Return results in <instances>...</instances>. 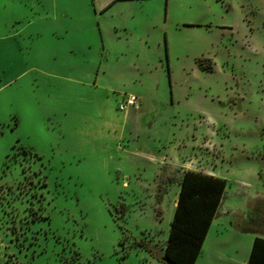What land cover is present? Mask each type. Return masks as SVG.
<instances>
[{"label": "rangeland", "instance_id": "1", "mask_svg": "<svg viewBox=\"0 0 264 264\" xmlns=\"http://www.w3.org/2000/svg\"><path fill=\"white\" fill-rule=\"evenodd\" d=\"M187 159L262 211L264 0H0V264H162Z\"/></svg>", "mask_w": 264, "mask_h": 264}, {"label": "trees", "instance_id": "2", "mask_svg": "<svg viewBox=\"0 0 264 264\" xmlns=\"http://www.w3.org/2000/svg\"><path fill=\"white\" fill-rule=\"evenodd\" d=\"M226 187V179L194 170L184 172L162 264L196 263ZM247 264H264V238H254Z\"/></svg>", "mask_w": 264, "mask_h": 264}, {"label": "crops", "instance_id": "3", "mask_svg": "<svg viewBox=\"0 0 264 264\" xmlns=\"http://www.w3.org/2000/svg\"><path fill=\"white\" fill-rule=\"evenodd\" d=\"M195 163L192 159L178 162L175 168V180L178 186L187 170L216 176V173L211 170L191 168L190 166H195ZM226 181L228 182L227 179ZM232 194L238 198V193L233 192ZM227 195L228 192H225L195 264H247L254 238L256 236L264 238V227L258 225L260 222L264 224V204L262 211L256 206L262 203L259 197L257 195L252 197L251 202L255 203L252 209L253 206L250 207L249 202L245 203V201L241 202V206L237 208L226 200ZM176 203L177 201L174 202V206ZM247 207L251 210L248 214Z\"/></svg>", "mask_w": 264, "mask_h": 264}, {"label": "snow or ice", "instance_id": "4", "mask_svg": "<svg viewBox=\"0 0 264 264\" xmlns=\"http://www.w3.org/2000/svg\"><path fill=\"white\" fill-rule=\"evenodd\" d=\"M37 106L40 107L44 118L47 119L48 125H49V130L55 129L56 124L53 123V117L56 115V112L54 109H49L46 105L41 103L40 101H37ZM65 119H67V113H62Z\"/></svg>", "mask_w": 264, "mask_h": 264}, {"label": "built area", "instance_id": "5", "mask_svg": "<svg viewBox=\"0 0 264 264\" xmlns=\"http://www.w3.org/2000/svg\"><path fill=\"white\" fill-rule=\"evenodd\" d=\"M126 105H129V106L135 105V99L134 98H131V97L128 98L126 100ZM123 108H124V105L120 106V110H123Z\"/></svg>", "mask_w": 264, "mask_h": 264}]
</instances>
